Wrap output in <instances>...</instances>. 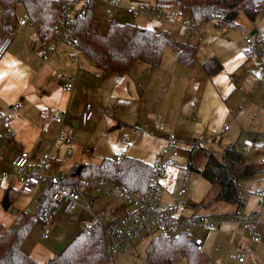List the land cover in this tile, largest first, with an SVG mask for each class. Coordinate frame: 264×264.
<instances>
[{
  "label": "crops",
  "instance_id": "0c3cea01",
  "mask_svg": "<svg viewBox=\"0 0 264 264\" xmlns=\"http://www.w3.org/2000/svg\"><path fill=\"white\" fill-rule=\"evenodd\" d=\"M123 1L119 0V5L113 8L114 21L120 23L126 22H121L116 17L117 9L120 7H124L128 12V7L155 2V0H125L128 3ZM99 2L102 1L96 3L94 17L99 21L100 27L103 24L107 26V16L100 18L97 14ZM263 4L259 8L258 19L264 11ZM182 11L193 25L189 31L187 26L175 20L158 21L156 18L149 19L146 14H144L147 16L146 21L144 17H139L136 19L138 21L130 22L156 30H166L175 40L205 49L209 41L204 28L205 23L196 25L189 11ZM25 12V5L18 3L15 18ZM211 19L214 20V26L221 24V31H227L226 25L229 23ZM257 21H250L244 13H241L233 24L239 23L247 35L254 30L255 32L264 31L255 28ZM222 27L225 30H222ZM32 31L30 26L17 28L11 47L0 57V114L5 113L11 116L16 132L14 137L6 135L0 138V171L3 169L12 171V161L21 150H28L33 162H37L43 153H51L53 167L50 172L52 173L68 170L74 162L95 165L100 159L98 155H93L95 124H99V127L104 129L110 123L111 125L107 127L109 131L120 128L122 131L133 129L134 132H139L142 131L141 126L144 122L150 121L154 114H160L167 129L175 132H177L178 124L186 120L194 121L193 125L196 126L198 134H202L198 136L199 139L209 140L207 146L216 148L218 143L222 142L226 131L232 128L228 122L232 105L228 103L229 99L220 83L204 69L202 64L206 57H199L191 66H188L177 60L176 50L169 46L159 66H151L143 60H138L125 74H120L113 69L102 70L73 44H60L58 49L45 59L41 53L40 44L31 39ZM225 45L231 49L226 41ZM215 54L223 61L222 63L226 61L220 53L215 52ZM68 81L73 82L71 91L63 89ZM87 103L91 104L93 114L83 124L82 115ZM16 104L19 106L16 107ZM110 113L112 116L109 115ZM56 114H61L60 122L56 121ZM172 118L179 119L180 123L174 126L167 125L166 121ZM226 125L229 128L226 129ZM150 130L164 145L165 132ZM238 131L241 133L244 129L240 127ZM238 141L239 139H236L234 143ZM221 148L223 146L219 147L220 151ZM153 160L148 162L153 164ZM248 160L260 161V158H257L254 152L253 157ZM251 179L247 180L242 188L246 187L245 190L249 192L244 196L242 194L245 203L252 196H256L251 191L255 190L258 193L259 185L264 190V171ZM18 187L19 184L15 178L5 180L0 186V225L10 226L16 217L11 210L12 204L8 207L4 205L8 188H12L16 193L13 207L26 210L30 201L36 202V193L22 194L18 191ZM174 195L175 191L171 184H168L167 177L163 199L167 203L176 200L181 203L179 191V197L176 200L172 198ZM258 200L260 202V195ZM188 202L183 208L185 213L195 209L188 205ZM191 202L199 201L192 199ZM217 203L218 205L214 204L208 209L203 208V212H213L216 215L233 214L240 208L237 203L224 201H217ZM249 209L246 211H261L259 230L264 238V204H253ZM79 212L76 218L79 217L81 229L85 221L92 220V216L83 210ZM217 227H219L218 243L213 249L220 253L216 259H213V264H264V239L262 242L252 241L241 224L235 222L226 221ZM210 231L203 235L204 243L200 247L203 248ZM150 240V238L137 240L126 251L118 254L112 264H150L146 253ZM61 242H65L66 245L69 241ZM23 248L37 259L36 252L28 246L27 241L23 243ZM231 251L243 255L244 261L226 260L225 257ZM37 260L44 262L47 259ZM185 261L183 257L173 264H184ZM99 264L111 263L105 258Z\"/></svg>",
  "mask_w": 264,
  "mask_h": 264
},
{
  "label": "trees",
  "instance_id": "16d2710c",
  "mask_svg": "<svg viewBox=\"0 0 264 264\" xmlns=\"http://www.w3.org/2000/svg\"><path fill=\"white\" fill-rule=\"evenodd\" d=\"M162 8L188 10L196 24H202L214 14L233 24L241 13L250 21H256L264 0H155ZM18 3L25 5L33 21L42 31H51L56 26L57 10L48 0H0V40L15 25V11ZM96 0H84L72 21L73 44L89 56L102 70L113 69L125 74L138 60L151 66H159L168 46L177 52V60L185 65L194 63L198 46L175 40L166 30H156L131 22L108 23L105 33L99 30V21L94 17ZM84 13V15H82ZM250 54H253L250 51ZM203 67L213 76L223 67L216 56L203 62ZM214 139V138H213ZM204 138L190 142V156L186 164L188 172H199L210 183V190L216 189L213 197L205 196L201 202H188L196 210L210 208L217 201L245 203L242 197L244 183L264 171V163L249 161L236 147L228 146L220 157L207 146ZM264 145V139H263ZM204 156L203 168L196 165V157ZM154 172L153 164L133 155H125L116 161L105 157L100 165H83L82 175L103 176L118 180L131 190L147 191ZM6 196L12 204L15 220L10 226L0 225V264H99L106 258L100 243V227L92 230L80 229L67 242L64 250L56 252L49 259L40 262L23 248V243L36 219L28 211L13 207L15 190L8 188ZM206 199H209L206 201ZM147 261L150 264H173L185 258L184 264H212L214 261L200 246L191 242L187 235L177 238L155 236L147 247Z\"/></svg>",
  "mask_w": 264,
  "mask_h": 264
},
{
  "label": "built area",
  "instance_id": "2783aa9c",
  "mask_svg": "<svg viewBox=\"0 0 264 264\" xmlns=\"http://www.w3.org/2000/svg\"><path fill=\"white\" fill-rule=\"evenodd\" d=\"M57 10L56 26L51 31H42L33 21L30 13L15 18V25L5 33L0 40V57L11 47L17 28L30 26L33 31L31 39L40 44V49L45 59L49 58L62 43H73L72 21L84 0H48ZM110 4L113 8L119 5V0H96ZM128 12L134 15L146 14L149 19L158 21L175 20L193 28L189 17L179 8H162L156 2L140 3L136 7H128ZM84 15V13H82ZM211 18L222 21V17L214 14ZM210 18V19H211ZM114 21V9H108L107 22ZM194 21V20H193ZM224 21V20H223ZM195 23V21H194ZM196 24V23H195ZM230 24V23H229ZM198 25V24H196ZM225 30L222 27V30ZM245 42L255 60L256 67L264 71V31L248 32ZM73 82L68 81L63 89L71 91ZM16 107L19 104L15 105ZM92 106L87 103L82 115L85 124L92 117ZM56 121L62 120L61 114H56ZM145 126L158 132H165V144L157 152L153 163L154 172L147 191H134L118 180L103 176L82 175L83 165L79 162L71 164L68 170L56 173L50 172L53 167L52 155L45 152L37 162H33L28 150H21L13 159V170L0 171V186L7 179L15 178L18 181V191L22 194L36 193V207L33 217L43 223L42 237L49 238L52 234L51 218L59 210L78 216L83 210L92 216V220L85 221L81 228L92 230L100 227V243L104 248L106 259L112 264L114 258L126 251L133 243L142 238L160 236L164 238H177L187 235L196 246L204 243L202 231H209L220 224L231 221L241 224L250 239L262 242L263 235L259 230L261 211H246L240 208L233 214H214L203 212V208L185 213L180 201L165 202L163 193L166 187L167 170L174 158L181 153V139L174 130H168L160 114H154ZM225 128H229L228 125ZM12 118L8 114H0V138L6 135L15 136ZM238 148L245 156L247 147L244 144H230ZM227 146V147H228ZM227 147L221 148L222 156ZM124 153L118 150L113 152L112 158L122 160ZM264 163V155L260 158ZM186 193V189L179 190V195ZM260 203L264 204V190L258 191ZM27 211V210H26ZM218 249V247H217ZM230 258L244 261V256L231 252Z\"/></svg>",
  "mask_w": 264,
  "mask_h": 264
},
{
  "label": "rangeland",
  "instance_id": "374dc122",
  "mask_svg": "<svg viewBox=\"0 0 264 264\" xmlns=\"http://www.w3.org/2000/svg\"><path fill=\"white\" fill-rule=\"evenodd\" d=\"M123 2L128 3V1L125 0ZM108 9H113V7L108 3L99 2L97 4L98 16L100 18H105ZM116 17L121 22H132L139 17H144L145 21L147 19V16L141 13L136 15L128 13L124 7L117 9ZM257 20V22H255V28L264 30V11ZM213 21L212 19H208L202 23H205L204 28L207 32L209 41L205 49H198L195 61L202 56L206 57V59L216 56L215 52L220 53L226 59V61L222 63L223 67L221 70L213 74L212 77H215L214 79L220 83L225 91V95L229 99L228 103L232 105L231 117L228 120L232 128L223 135L224 138L222 142L218 143V148L210 146L209 148H213L216 154L219 155L221 153L219 152L220 146L225 147L231 143L234 144L236 139H239L238 143H243L248 149L246 155L247 159L252 158L254 152H256L257 158H261L264 154V71H259L256 68L255 60L252 54L249 53L250 49L248 45L246 46L247 43L245 44L246 32L239 23L227 24V31L222 32L221 24L214 26ZM106 28L107 26L104 24L101 27L99 26L101 33H105ZM225 41L230 44L231 49L225 45ZM216 57L219 58V56ZM220 61L223 62L221 59ZM109 115L112 116V113ZM148 122L149 120L143 123L141 126L142 131L139 132H134L133 129L122 131L120 128L109 131L107 127L111 125L110 123H108L107 127L104 129L99 127V124H95L96 130L93 145V151L95 152L93 155H98V157H100L95 165H100L104 157H112L114 150L123 152L124 155H133L144 158L147 161H152L157 152L163 147V143L154 136L150 128L145 126V123ZM166 123L169 126L172 124L174 126L180 123V121L179 119L176 120V118H172L166 121ZM193 123L194 121L186 120L176 126L178 129L175 127L176 133L181 139V153L178 157L174 158L175 165L172 163L167 170L168 184H171L175 191V195L172 198L176 200V198L179 197L178 191L181 188L186 189V193L179 197L181 200V208H184L185 203L192 199L201 202L203 197L207 196V194V198L213 197L217 191L216 189H209L210 183L204 179L199 172H188L185 168L190 156V142L194 139H199L198 136L202 135L198 134L195 129L196 126L193 125ZM240 127L244 129L241 133L238 131ZM205 161L206 159L202 155L197 156L195 160L199 168L204 167ZM259 187V191H262L263 187L261 185H259ZM245 188L246 187L242 189L243 196L245 193H249ZM251 193H255L256 196L254 195L249 198V200L241 206V209L250 210L249 208L253 204L260 205L258 200L259 193H256L255 190L251 191ZM208 200L209 199H206V201ZM214 204L218 205L217 202ZM35 207L36 202L30 201L29 206H26L25 209L30 215H33ZM50 221L53 229L49 238L46 239L42 237L43 223L36 219L31 232L25 239L28 246L36 252L35 257L41 261L48 259L56 252L55 242L70 241L80 229L79 217L75 218L72 214L63 209L57 210ZM218 231L219 227L210 231L202 248L212 260L216 259L220 253L215 252L213 249L214 245L218 243ZM205 233L206 231L201 232L202 235ZM228 253L230 254V252ZM229 254L225 257L226 260L235 261V259L230 258Z\"/></svg>",
  "mask_w": 264,
  "mask_h": 264
},
{
  "label": "water",
  "instance_id": "95a60500",
  "mask_svg": "<svg viewBox=\"0 0 264 264\" xmlns=\"http://www.w3.org/2000/svg\"><path fill=\"white\" fill-rule=\"evenodd\" d=\"M255 32V30L253 31V33ZM8 199V198H7ZM4 200V205L5 207H8V205L10 204L9 203V200ZM64 247H65V242H59V243H55V249L57 252L61 253L63 250H64Z\"/></svg>",
  "mask_w": 264,
  "mask_h": 264
}]
</instances>
